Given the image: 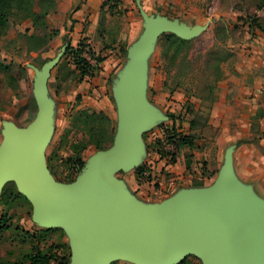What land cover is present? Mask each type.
I'll list each match as a JSON object with an SVG mask.
<instances>
[{"label": "rangeland", "instance_id": "obj_1", "mask_svg": "<svg viewBox=\"0 0 264 264\" xmlns=\"http://www.w3.org/2000/svg\"><path fill=\"white\" fill-rule=\"evenodd\" d=\"M69 1L9 2L6 7L8 22L0 34V144L5 138L7 128L26 127L35 118L38 111L35 95L37 71H41L48 61L57 58L48 80V95L53 108L48 138L43 149V161L51 179L62 183L77 181L95 155L116 143L121 130L120 115L116 117L110 110L113 100L109 93L106 94V99L93 94V88L99 80L92 79V76L100 68L96 59L101 56L91 43L82 38L77 43L72 42V46L67 48L65 36L71 38L68 29L72 22L70 13L66 11ZM82 2L85 0H74L73 8L75 5L81 6ZM257 6H264V0H167L157 12H163L162 16L169 20L179 19L189 27L200 21H208L206 17L213 14L225 13L226 16L218 21V25L231 24L233 26L231 33L238 36L246 30L244 27L247 28L250 12L257 9ZM235 10L243 12L237 22L233 16ZM141 16L139 13L142 19ZM126 23L127 16L119 15L117 12L109 16L103 14L101 16L103 34L96 37L101 43L99 48L102 45L121 46L117 37L120 35L119 30ZM107 24L110 25L109 33ZM216 24L211 21L204 24L207 26L205 30L179 52L176 66H170L174 51L171 50L167 56L165 55L169 44L166 38L162 37L163 34L156 41L150 56V90L147 94L152 102L157 101L163 106L167 116L174 120L176 118V125L178 123V127H173L170 121L160 122L144 129L141 134L144 151L153 164V173L150 176L155 189H147L153 202L162 199L163 191L158 189L161 184L156 164L159 161L152 156L155 155L157 147L165 150L167 146L164 144L169 141V135L179 133L183 137L191 133L189 128L191 130L193 128L191 143L178 148L168 146L174 153V158L170 162L161 160L163 167L190 162L192 168L200 169L203 175L212 178L216 167L224 166L226 150L222 149V153L219 154L220 148L217 145L222 133L219 128L215 130L208 125L211 103L202 101L186 91V87L193 81L200 83L206 79L210 81L216 79L219 75L215 72L216 65L219 64L222 68L223 63L230 58L227 46L220 44L215 38ZM123 47L125 49L122 50L123 55L127 57L129 45L124 44L122 49ZM80 50L82 52H78ZM224 57L227 58L221 63ZM82 59L90 62L89 69L92 75L80 79L78 63L82 62ZM177 73H180L179 79L185 86L179 87L176 91L185 93L191 100L187 101L186 96H182L180 109L172 110L169 104L172 100L171 92L164 86V82L167 80L169 85H174ZM108 81L107 79L104 82L106 86L109 84ZM218 84L219 82L216 93ZM103 112L111 116H107L109 120L100 114ZM191 119L195 121L194 127H191ZM187 131L189 133L186 134ZM237 148L232 149L233 176L238 183L246 186L237 176V167L240 166L236 156ZM140 167L141 164L137 162L129 170L117 171L114 177L122 180L132 178L129 174L133 173V169L138 171ZM173 178L176 186L187 183V178L183 175ZM145 181L148 180H138L140 184ZM250 188L253 191L252 187ZM2 192L3 189L0 191V219L3 216L5 219L0 223V264H29L25 257L31 253L35 245H39L45 251L54 246L55 263L61 257H65L67 264H71L73 251L70 234L63 227L46 225L36 220L33 205L18 189L6 194ZM181 262L203 264L202 259L194 254L188 255ZM109 264L141 263L119 258Z\"/></svg>", "mask_w": 264, "mask_h": 264}, {"label": "water", "instance_id": "obj_2", "mask_svg": "<svg viewBox=\"0 0 264 264\" xmlns=\"http://www.w3.org/2000/svg\"><path fill=\"white\" fill-rule=\"evenodd\" d=\"M143 31L128 49V63L114 88L121 130L116 143L95 155L81 177L56 182L43 161L52 103L48 80L57 58L37 71L38 111L23 128H7L0 144V191L7 182L33 205L39 222L71 236V264H109L125 258L141 264H178L188 255L203 264H264V201L233 176L232 149L225 153L216 184L182 190L169 200L137 202L114 177L147 156L141 134L164 116L146 97V61L159 37L193 39L205 25L149 15L140 5Z\"/></svg>", "mask_w": 264, "mask_h": 264}, {"label": "crops", "instance_id": "obj_3", "mask_svg": "<svg viewBox=\"0 0 264 264\" xmlns=\"http://www.w3.org/2000/svg\"><path fill=\"white\" fill-rule=\"evenodd\" d=\"M73 1H69L66 9L72 18V30H68L69 36L74 43H77L81 38L87 43H91L94 50L103 58L99 62L100 68L92 76V79L99 80L93 88V94L98 97L103 96L106 99V94L109 93L110 98L113 100L110 110L117 117L118 109L114 88L118 75L128 63V56L123 55L122 45L128 44L129 49L142 33L141 28L144 19L142 16V19L139 17V13L141 14L140 5L149 15L157 13L162 15L163 12H157V10L167 0H116V4L112 8L109 7L108 3L105 4L106 0H85L81 6L78 5L79 8L71 12ZM111 3L115 2L112 1ZM116 12L119 15L127 16V23L121 27L118 33L120 35L117 37V41L119 44L121 43V46H117V44L114 46L102 45L99 48L101 43L96 37L103 34V31H101V16L103 14L109 16L112 13L116 14ZM233 14L235 16L234 21L237 22L243 12L242 10H235ZM250 14H256L264 24V6L255 9L253 12L251 11ZM223 16H226L225 13L213 14L206 17L208 21H200L197 24L204 25L208 24L209 21L215 24ZM247 24V28L244 27L246 30L238 36L231 33L233 26L231 24L230 26L227 25L229 27V37L226 39V46L231 55L229 60L222 65L223 76L218 84L216 99L210 106L208 125L215 130L219 128L222 133L217 140V145L220 148L219 154L222 153V149L227 151L231 147H238L236 152L238 164L240 165L237 167L238 179L243 181L246 186L252 187L254 194L264 201V30L255 25L250 26L249 23ZM107 28L108 32L110 25L107 24ZM151 54L146 61V97L149 103L164 116L161 122L170 121L173 127H178L176 118L174 120L167 116L163 106L157 101L152 102L147 94L150 90ZM107 79L109 80L108 86L104 84ZM170 95L172 100L169 104L172 106V110L181 106L182 96H186L187 101L191 100L185 93L180 91H175ZM103 113L111 117L108 113ZM190 123L191 127H194L192 119ZM189 131L193 133V128L192 130L189 128ZM189 131L185 133L187 134ZM153 157H156L155 159L159 161L156 164V169L161 184L158 189L163 191L161 200L155 202L151 200L147 189H155V184L151 179L140 184L136 169H133V173L129 174L132 178H127L128 180L120 179L132 194V197L140 203L163 202L177 196L182 190L211 188L216 184L222 169L221 165L216 167L213 177L209 178L203 175L200 169L192 168L190 162H187L189 167L187 163H176L171 167L165 165L163 167L161 161L163 159L156 154ZM148 158L146 156L140 164L143 165ZM178 175L185 176L187 183L176 186L173 176L177 177ZM199 179L202 181H199ZM49 264H55V261L52 259Z\"/></svg>", "mask_w": 264, "mask_h": 264}, {"label": "trees", "instance_id": "obj_4", "mask_svg": "<svg viewBox=\"0 0 264 264\" xmlns=\"http://www.w3.org/2000/svg\"><path fill=\"white\" fill-rule=\"evenodd\" d=\"M16 0H0V34L4 31L6 24H7V14H6V7L9 2H14ZM114 1L115 3H111ZM108 3L109 7L112 8L116 4V0H106L105 4ZM262 6H257V8H261ZM78 7L75 6L72 10H76ZM38 16V15H37ZM250 26H257L261 30H264V24L260 20V17H258L256 14H251L249 15V19L247 21ZM229 27L226 24L218 25V22L215 27V38L220 44L226 46V39L229 37L228 33ZM68 30H72V27L69 26ZM223 35V36H222ZM162 37L166 38L167 43L169 44L168 49L165 51V55L167 56L171 50L174 51L175 54H173L171 58V65L170 66H176V59L178 57L179 52L181 51L182 48L187 47L191 42L192 39L187 40L178 37L174 33H165L162 35ZM65 43L67 45V48L72 46V40L71 38L68 37V35L65 36ZM122 50H125L124 47ZM78 52H82L81 50ZM227 57H224V59H221V63L226 59ZM97 61H102L103 58L99 57L96 59ZM169 66V67H170ZM79 67V72H80V79H83L87 75H92L89 67H90V62L86 61V59H82V62L78 63ZM207 68H209L207 66ZM215 72H218L219 75L217 76L216 79L213 81H210L209 79H206L205 81H201L200 83H194L191 82V85L189 87H186L187 93L191 94L192 96L202 100V101H209L210 103H213L216 99L217 93H216V88H217V83L221 80L222 78V68L221 65H216ZM206 74V72H205ZM180 73H177L174 81V85H169L168 81L166 80L164 82V86L169 88L170 92L173 93L175 92L179 87L185 86V83L179 79ZM102 114L104 119L109 120V118L104 114ZM193 125L195 124V121L192 120ZM170 139L167 142H171L174 144L175 147H182L185 146L186 143H191V133L189 135H184L183 137L179 133H174L173 135L168 136ZM159 148V147H158ZM188 164V163H187ZM144 165H141V167L138 170V177L141 174L142 168ZM189 167V164H188ZM151 176L144 180H150ZM17 190V186L14 182L10 181L8 182L4 188L2 194H6L8 192H14ZM5 217L3 216L0 219V223L4 222ZM54 246H50L46 251L44 248L40 247L39 245H35L31 251L30 254H28L25 258L26 261L29 262V264H49L50 261L54 258L53 255V250ZM56 264H67V260L65 257H61L59 261H57ZM179 264H183L182 262Z\"/></svg>", "mask_w": 264, "mask_h": 264}, {"label": "built area", "instance_id": "obj_5", "mask_svg": "<svg viewBox=\"0 0 264 264\" xmlns=\"http://www.w3.org/2000/svg\"><path fill=\"white\" fill-rule=\"evenodd\" d=\"M162 140H164V138ZM164 145L167 146L165 150H163V148L157 147L154 152L159 158L166 160V162H170L174 158V153H172L171 150L168 149V146L170 147L174 145L173 143H169V142L168 143L166 142ZM143 165L144 166L139 176L140 180H144L148 178L153 173V164L150 157Z\"/></svg>", "mask_w": 264, "mask_h": 264}, {"label": "flooded vegetation", "instance_id": "obj_6", "mask_svg": "<svg viewBox=\"0 0 264 264\" xmlns=\"http://www.w3.org/2000/svg\"><path fill=\"white\" fill-rule=\"evenodd\" d=\"M139 180V179H138Z\"/></svg>", "mask_w": 264, "mask_h": 264}]
</instances>
